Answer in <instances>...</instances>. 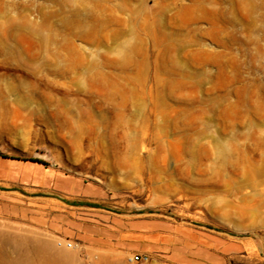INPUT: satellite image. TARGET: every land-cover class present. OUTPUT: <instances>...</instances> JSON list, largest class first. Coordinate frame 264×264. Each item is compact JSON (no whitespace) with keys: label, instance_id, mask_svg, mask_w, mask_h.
Wrapping results in <instances>:
<instances>
[{"label":"rangeland","instance_id":"rangeland-1","mask_svg":"<svg viewBox=\"0 0 264 264\" xmlns=\"http://www.w3.org/2000/svg\"><path fill=\"white\" fill-rule=\"evenodd\" d=\"M45 244L264 264V0H0V264Z\"/></svg>","mask_w":264,"mask_h":264},{"label":"bare ground","instance_id":"bare-ground-1","mask_svg":"<svg viewBox=\"0 0 264 264\" xmlns=\"http://www.w3.org/2000/svg\"><path fill=\"white\" fill-rule=\"evenodd\" d=\"M43 248H44L43 252H45V253H43L44 254V258H45L44 259V263L45 264H64L65 261H68V260L71 259V256L67 252L54 251L53 246L50 245V244H45V246H43ZM35 255H37V253Z\"/></svg>","mask_w":264,"mask_h":264},{"label":"built area","instance_id":"built-area-1","mask_svg":"<svg viewBox=\"0 0 264 264\" xmlns=\"http://www.w3.org/2000/svg\"><path fill=\"white\" fill-rule=\"evenodd\" d=\"M71 247H72V245L69 244V248H71ZM142 260H143V259H142L140 256H138V255H135V256L132 258V261L135 262V263L142 262Z\"/></svg>","mask_w":264,"mask_h":264}]
</instances>
